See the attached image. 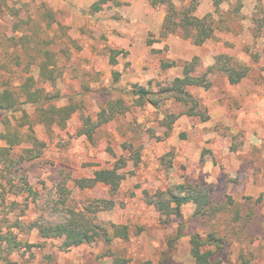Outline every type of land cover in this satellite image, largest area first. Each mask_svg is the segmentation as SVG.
I'll use <instances>...</instances> for the list:
<instances>
[{
	"label": "rangeland",
	"instance_id": "1",
	"mask_svg": "<svg viewBox=\"0 0 264 264\" xmlns=\"http://www.w3.org/2000/svg\"><path fill=\"white\" fill-rule=\"evenodd\" d=\"M94 1L7 0L18 16L8 14L16 12L6 7L0 12L5 13L0 16V89L33 75L45 91L60 93L58 106L68 97L84 98L63 128L33 124L44 147L39 158L19 167L31 191L12 174L3 179L0 163V224L20 220L17 237L35 244L3 253L0 264H110L114 256L125 264H197L190 238L211 232L223 245L205 246L212 251L209 264H264V0H220L219 5L171 0L177 8L195 5L192 13L207 16L215 26L213 36L200 45L177 33L162 34L165 3L118 0L93 12ZM46 51L59 69L55 81L39 75L38 61ZM220 54L250 70L238 83H230L222 72H209L208 88H188L206 120L186 114L188 106L170 98L158 106L130 105L91 137L81 131L83 116L95 117L110 99L130 101L125 93L132 84L157 91L182 76L186 62L197 58L191 74L200 75ZM26 110L33 123L35 107L27 105ZM167 111L176 115L170 125L164 122ZM5 115L0 111V131H5ZM21 115L7 112L12 124ZM5 145L0 139V146ZM23 145L12 152L20 153ZM119 158L126 160L121 169L125 177L115 194L104 184L92 189L75 185L74 179L112 167ZM8 178L15 186L6 185L3 193L1 184ZM182 182L211 187L212 202L223 208L211 216H195V206L188 203L182 218L164 223L144 192ZM93 198L113 200L111 208L97 215L127 225L128 239L116 238L109 248L99 240L63 249L62 239H43L29 227L31 221L83 209Z\"/></svg>",
	"mask_w": 264,
	"mask_h": 264
},
{
	"label": "trees",
	"instance_id": "2",
	"mask_svg": "<svg viewBox=\"0 0 264 264\" xmlns=\"http://www.w3.org/2000/svg\"><path fill=\"white\" fill-rule=\"evenodd\" d=\"M212 1L214 5H219L220 3V0ZM152 2L166 4L162 26V34L164 36L169 33H177L184 38H192L196 45L202 44L206 39L213 36L215 26L212 25L211 21L208 22L207 16L198 17L192 13L196 8L195 5H190L187 8H177L171 0H152ZM108 3L116 4L119 1L95 0L91 4V10L98 12ZM4 7L16 12L8 14L18 16V9L8 7L7 0H0V12H2ZM4 14L0 13V16ZM111 60L113 61L114 59L111 58ZM196 65L197 58L186 62L183 67V75L175 77L170 84L160 87L157 91L136 83L132 84L125 93L129 95L130 101H126L122 97L110 99L107 101L106 106L100 108L95 117H91L90 115L83 116L81 131L88 137H91L92 132L98 126L129 110L130 105L143 106L144 104H151L158 106L162 99L170 98H173V100L181 105L188 106L185 110L186 114L190 116L200 115L203 120H206L208 115H205L202 110L197 109L200 108L198 99L189 92L188 88L192 86L208 88L210 82L207 80V74L209 72H222L227 76L230 83H238L247 76L250 70L247 64L225 54L218 55L215 63L208 66L200 75L191 74ZM38 66L40 68L39 75L43 79L55 81L59 69L56 62L52 61V56L48 51L38 61ZM59 99V92L52 93L45 91L43 87L36 84L33 75H28L20 84L15 86L7 82L0 89V111L6 112V117L3 119L5 131H0V139L6 142L5 146H0V163L3 165L1 166L3 179L12 174L13 178L22 182V188L31 191L25 176L19 173V167L24 161L39 158L44 147V142L34 133L33 124L42 123L48 127L56 124L60 128H63L70 116L79 110L84 100L82 96L68 97L66 104L58 106L56 105V101ZM27 105L35 107L36 115L33 123L29 122V114L26 110ZM16 111H21L22 115L16 124H12L9 117H7V112ZM164 114L166 125H170L176 118V115L170 111ZM26 125L27 127L24 129ZM21 145L23 147H21L20 153L15 154L12 152L13 148ZM132 158L135 162L138 161V152L133 153ZM125 164L126 160L119 158L112 167L96 169L90 177L74 179L75 185L80 189H92L98 184H104L109 187L112 194H115L125 177L124 172L121 171ZM6 181L5 185L1 184L2 188L6 185L9 187L15 186L12 179L8 178ZM5 188L2 190L3 193L7 192ZM65 188L62 187L61 190L63 191ZM211 190V187L205 184L182 182L169 185L163 189L154 190L152 193L145 191L144 194L147 203L154 206L161 220L167 224L173 216L182 218V208L188 203H192L195 206V216H211L221 210L223 205L212 202ZM19 191L20 189L16 190V192ZM0 195L3 202L4 196L2 193ZM63 195L64 200H62V203L65 204L67 196L65 192H63ZM11 204L14 205L16 203L12 201ZM112 205V199L93 198L83 209H69L65 214L58 216L56 219L34 220L29 223V227L36 228L38 235L43 239H62L61 247L63 249H69L72 246L82 244H92L99 240H102L106 247L109 248L114 239L129 238L127 225L104 221L98 217L97 212L109 209ZM4 224H0V256L3 253L11 254L24 245L29 248L35 246V244L31 243L23 244L17 237V232H14L15 228L19 229L21 227L22 223L20 220L16 219V221ZM190 243L192 245L191 255L195 258L197 264H209L212 251L204 249L205 246L220 248L223 245V240L214 232L208 233L206 237L195 233L191 236ZM125 263L126 261L121 257L114 256L110 264Z\"/></svg>",
	"mask_w": 264,
	"mask_h": 264
}]
</instances>
